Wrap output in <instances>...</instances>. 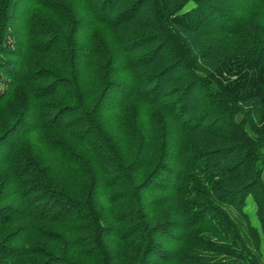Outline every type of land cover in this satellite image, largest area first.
Segmentation results:
<instances>
[{"label":"trees","instance_id":"obj_1","mask_svg":"<svg viewBox=\"0 0 264 264\" xmlns=\"http://www.w3.org/2000/svg\"><path fill=\"white\" fill-rule=\"evenodd\" d=\"M0 264H264V0H0Z\"/></svg>","mask_w":264,"mask_h":264}]
</instances>
